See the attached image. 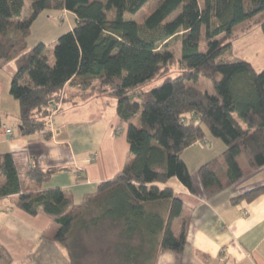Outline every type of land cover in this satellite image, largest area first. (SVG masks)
I'll return each mask as SVG.
<instances>
[{
  "label": "trees",
  "instance_id": "trees-1",
  "mask_svg": "<svg viewBox=\"0 0 264 264\" xmlns=\"http://www.w3.org/2000/svg\"><path fill=\"white\" fill-rule=\"evenodd\" d=\"M145 8L149 13L138 22L135 15ZM43 11L70 12L74 24L29 47L31 26ZM263 12L264 0H0V69L14 61L8 92L19 106L17 132L49 135L48 117L59 99L110 97L133 156L74 203L69 191L40 187L58 168L32 166L24 184L12 154L0 152V200L17 196L20 210L56 224L30 254L34 264H83L81 233L99 228H117L116 264H156L164 251L181 254L186 220L179 234L172 224L183 202L166 183L175 178L195 193L182 154L208 135L224 148L197 168L205 198L245 177L240 157L250 171L264 165V69L235 57L227 41ZM258 24L264 33V18ZM172 39L180 43V74L141 90L174 64ZM201 75L212 80L213 93L196 87ZM262 193L264 184L231 202ZM1 259H8L2 246Z\"/></svg>",
  "mask_w": 264,
  "mask_h": 264
},
{
  "label": "crops",
  "instance_id": "crops-1",
  "mask_svg": "<svg viewBox=\"0 0 264 264\" xmlns=\"http://www.w3.org/2000/svg\"><path fill=\"white\" fill-rule=\"evenodd\" d=\"M69 15L74 20V15ZM94 98L73 103H62L60 99L46 129L49 135L23 136L17 132L18 102L6 86L0 90V152L12 154L22 183L29 182L27 173L32 166L58 168L40 187H59L70 192L74 203H80L100 181L111 178L133 159L125 136L126 124L116 113V103L110 104L111 112L105 114L101 108L96 109V105L109 104L102 99L90 112L89 102ZM137 122L138 119L134 121ZM5 127L11 135L5 134ZM206 160H200L197 168ZM194 175L195 193L175 178L166 183L183 202L177 231L174 221L172 228L179 234L181 222L186 220V245L181 254L162 252L161 264H165L163 260L166 264H183L184 259L187 264H264V193L251 201L231 202L239 193L264 184V165L248 174L254 184L251 187L240 191L236 183L209 199ZM82 176L85 179H79ZM16 199L13 195L0 200V246L8 254L0 264H34L30 254L40 236L56 226L53 218L43 213L31 216L20 210L15 206Z\"/></svg>",
  "mask_w": 264,
  "mask_h": 264
},
{
  "label": "rangeland",
  "instance_id": "rangeland-1",
  "mask_svg": "<svg viewBox=\"0 0 264 264\" xmlns=\"http://www.w3.org/2000/svg\"><path fill=\"white\" fill-rule=\"evenodd\" d=\"M149 13L148 9H143L139 11L135 18L138 22H141L146 15ZM70 13L66 14L64 12H51V11H43L34 21L31 26V34L28 39L29 47L37 43L38 41H43L44 43L51 42L55 40L60 34L69 30L74 24V20L70 19ZM259 18H264V12L260 14L259 17H255L250 19L249 21L237 26L234 29L232 34V38L227 41L230 42L232 46V51L235 57L239 59H244L249 61L256 71H261L264 69V33L259 28ZM167 48L172 51L174 55V64L168 66L167 69L163 70L156 78L151 80L150 82L144 84L140 89L148 90L156 85H159L164 79L170 77L173 78L180 74V70L178 68L177 62L180 57V43L176 39H172ZM5 71L0 72V90L6 86L9 88L11 75L15 71L14 61H9L4 66ZM12 71V72H11ZM11 72V75H10ZM196 87L202 91H207L209 93H213V84L212 80L200 76ZM61 97V96H60ZM107 100L109 104L106 105H96V109L101 108V111L105 114L111 112V105L115 104L116 100L114 98L107 97L105 98H94L89 102V106L91 107L90 112L94 109L92 106L95 104H100L101 100ZM56 102V101H55ZM60 104V99L57 100L56 108L52 107L51 113L48 117L50 120L51 115L57 109ZM69 106L66 105L65 108ZM137 120V119H136ZM47 129V128H46ZM16 132V130H14ZM210 142V143H209ZM224 148L223 143H221L218 139L211 137L210 135L207 138L199 142L197 145L190 146L186 149L182 157L188 163V167L190 169L191 176L194 173V176H197V165L200 160L208 159L215 155H220ZM203 158V159H202ZM239 163L242 169L244 170L245 177L242 181L238 182L236 186L240 188V191L246 189V187H251L252 177L248 174L252 171L248 168L243 157L239 158ZM225 170V166L223 165L222 169L219 171V175L223 176V172ZM1 181V178H0ZM250 185V186H249ZM175 231H177L178 222H180V217L174 220ZM55 224V223H54ZM107 224V223H106ZM105 224V225H106ZM56 226V224H55ZM112 229V230H111ZM105 229V231L99 229L90 230V232L82 231L81 233V242L83 244L84 252L81 257V261L83 264H116L117 257L115 256V252L113 250L114 244H116L115 240H118L117 236V228ZM54 230L48 231L47 234L51 235ZM113 245V247H112ZM178 254V253H177ZM180 256V255H176ZM191 260V259H190ZM164 263L166 264V260ZM171 261V260H170ZM169 261V262H170ZM187 260L184 259L183 264H187ZM156 264H161V253L157 258ZM192 264V263H191Z\"/></svg>",
  "mask_w": 264,
  "mask_h": 264
},
{
  "label": "built area",
  "instance_id": "built-area-1",
  "mask_svg": "<svg viewBox=\"0 0 264 264\" xmlns=\"http://www.w3.org/2000/svg\"><path fill=\"white\" fill-rule=\"evenodd\" d=\"M4 127V126H3ZM4 130H5V134H7V135H11V130L9 129V128H4Z\"/></svg>",
  "mask_w": 264,
  "mask_h": 264
}]
</instances>
